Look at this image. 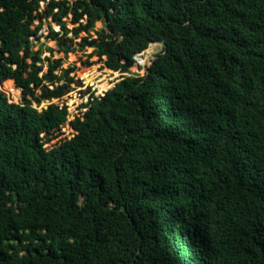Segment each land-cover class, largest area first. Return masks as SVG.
<instances>
[{
  "label": "trees",
  "instance_id": "obj_1",
  "mask_svg": "<svg viewBox=\"0 0 264 264\" xmlns=\"http://www.w3.org/2000/svg\"><path fill=\"white\" fill-rule=\"evenodd\" d=\"M49 18L65 35L104 23L78 46L109 81L161 49L143 76L85 85L71 113L73 69L53 60L39 77L32 50ZM9 80L21 101L0 92V264H264V0H0Z\"/></svg>",
  "mask_w": 264,
  "mask_h": 264
},
{
  "label": "rangeland",
  "instance_id": "obj_2",
  "mask_svg": "<svg viewBox=\"0 0 264 264\" xmlns=\"http://www.w3.org/2000/svg\"><path fill=\"white\" fill-rule=\"evenodd\" d=\"M73 1V0H72ZM56 11V10H55ZM70 16L66 19H63L67 23V28L72 30L74 27L70 24ZM38 22H36L37 24ZM85 22L82 23L84 25ZM77 27V26H76ZM104 28V23L102 21H96L94 27L88 30L81 29L78 35H75L73 32H69L68 34H64L63 31H60L59 27L56 26L52 22V20L44 19L41 30L37 33L35 37H32V50L33 51H40L41 52V62L37 63V66L41 67V72L39 73V77L44 76L48 71L49 62L53 60H60L61 62V69L72 68L73 71L70 74V77L74 78V84L70 85L71 90L68 92L66 96L63 97L62 100L67 104L70 98H74L73 101H70L69 104L74 102L75 109L68 110L71 113H78L79 105L84 104L87 101V94L86 92H92L90 90H85V85L89 84L90 82L93 83V89H95L97 94H101L103 91L100 88L101 83L104 81L107 82V88L114 83H118L126 76H136V74L129 68L128 72L125 73L126 75L123 77L117 78L115 81H109L111 70L106 69L103 66V63L99 61V58L96 55L91 54L92 49L86 48L85 50H79L78 43L84 38L88 37V41L91 39L97 38V35L102 31ZM50 30L53 32H58L57 36H53L50 33ZM66 40V43H65ZM161 49V45L157 44L154 48L155 52H159ZM61 69H57L55 74L57 76H61ZM109 72H106V71ZM93 75V76H88ZM86 80V81H85ZM51 82L54 81H47L45 82L47 85H51ZM66 78L60 79L57 84L61 85L66 83ZM55 85V84H54ZM106 88V89H107ZM85 92L83 97L79 96L80 93ZM95 93V94H96ZM39 92H35V96H32L33 100V107H37L36 97L39 96ZM96 94V95H97ZM75 95V96H74ZM54 103H59V101H54ZM48 102H43L39 105L38 109L46 108ZM85 111V110H82ZM71 134V127L65 126L63 129L60 130V133L53 136L50 139L49 144L45 145V147L53 146L57 144L59 141L66 139Z\"/></svg>",
  "mask_w": 264,
  "mask_h": 264
},
{
  "label": "built area",
  "instance_id": "obj_3",
  "mask_svg": "<svg viewBox=\"0 0 264 264\" xmlns=\"http://www.w3.org/2000/svg\"><path fill=\"white\" fill-rule=\"evenodd\" d=\"M157 46V43H151L149 47L136 54L132 61V71L136 74V76H143L145 74L146 69L149 67L151 61L154 59V55L158 52L154 51V48ZM0 92L5 96L8 103L19 104L21 101V91L16 87L12 80H9L4 87L0 86ZM38 111V107H34Z\"/></svg>",
  "mask_w": 264,
  "mask_h": 264
}]
</instances>
